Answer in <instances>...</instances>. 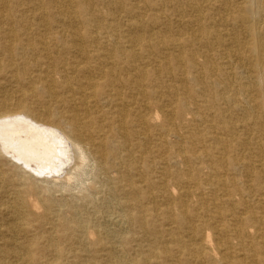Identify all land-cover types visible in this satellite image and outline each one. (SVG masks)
Wrapping results in <instances>:
<instances>
[{
  "label": "bare ground",
  "instance_id": "1",
  "mask_svg": "<svg viewBox=\"0 0 264 264\" xmlns=\"http://www.w3.org/2000/svg\"><path fill=\"white\" fill-rule=\"evenodd\" d=\"M0 240V264H264V0H0Z\"/></svg>",
  "mask_w": 264,
  "mask_h": 264
},
{
  "label": "rangeland",
  "instance_id": "2",
  "mask_svg": "<svg viewBox=\"0 0 264 264\" xmlns=\"http://www.w3.org/2000/svg\"><path fill=\"white\" fill-rule=\"evenodd\" d=\"M1 81L4 82L3 79ZM18 109H19V107L17 105V102H15L13 110H18ZM33 112H34V114H36L35 110ZM57 144L59 145L58 149L62 150V153H64V155H65V157L62 158V161L64 163L63 169L61 168L58 170L59 175L62 176V175H64L65 171L74 164V151H73V148H72L70 142L62 134H60V140ZM4 169L6 172H9L10 174L18 173V171L12 165H5ZM48 174L50 175V172ZM56 181L59 182L58 180H56ZM38 184L41 188H44L43 183L39 182ZM65 194H67V195L68 194H72V195L74 194L75 196H78V197H81V195H82L80 188L71 191V193L67 192ZM61 195H62L61 193H57V197H60ZM67 195H65V196H67ZM67 199H71V198H69L67 196ZM4 223H5V221H4ZM0 243H2L1 240H0Z\"/></svg>",
  "mask_w": 264,
  "mask_h": 264
}]
</instances>
